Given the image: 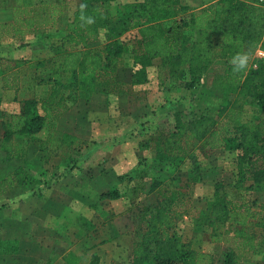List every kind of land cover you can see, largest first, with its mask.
Masks as SVG:
<instances>
[{
  "label": "trees",
  "instance_id": "obj_1",
  "mask_svg": "<svg viewBox=\"0 0 264 264\" xmlns=\"http://www.w3.org/2000/svg\"><path fill=\"white\" fill-rule=\"evenodd\" d=\"M72 1L77 6L67 17L65 28L44 34L52 54L35 63L41 73L35 74L34 83L50 86L47 96L25 98L21 113L9 115L0 107L4 129L0 147L9 159L16 152L15 136L40 133L49 117H57L68 108L73 93L80 92L86 102L98 93L121 94L126 87L147 84L150 68L156 64L162 69L160 86L170 87L182 82L195 87L203 74L216 69L211 89L205 93L208 106L199 103L187 119L183 110L176 111L174 130L163 129L153 138L154 162L181 164L191 157L195 143L205 156L215 149L236 152L235 187L264 190V59L254 60L257 67L252 65L257 48H264V7L258 0H213L197 9L182 0H138L119 5L117 14L112 9L115 0H24L13 7V23H0V44L9 37L41 32L44 27L57 28ZM104 29L109 30L110 40L95 46ZM130 32L134 33L128 41L121 39ZM238 52L250 57L243 73H234L229 63ZM125 53L133 62L129 81L119 78L116 68ZM211 92L216 95L212 93V97ZM230 92L244 94L236 103L251 99L254 111L249 119L231 107L227 109L232 105ZM1 101L0 97V105ZM210 106L220 110L217 119ZM89 144L87 139L60 132L39 148L55 155L64 146L80 153ZM69 158L66 172L78 163V159ZM26 182L27 174L20 168L0 181V195ZM153 185L157 201L138 211L142 232L133 244L132 264H215L211 253L197 250L193 241L183 240L179 234L180 223L191 215L196 225L211 228L212 242L227 241L230 235L237 242L236 250L226 252L221 264H243L238 257L249 258L264 246V238L258 241V231H264V203L256 208L248 201H235L217 187L206 206L198 208L188 194L171 184ZM49 187L51 183L45 189ZM121 196L117 188L100 194L101 199L109 200ZM17 256L22 261L19 264H34L25 262L23 253ZM97 261L95 256L91 264Z\"/></svg>",
  "mask_w": 264,
  "mask_h": 264
},
{
  "label": "rangeland",
  "instance_id": "obj_2",
  "mask_svg": "<svg viewBox=\"0 0 264 264\" xmlns=\"http://www.w3.org/2000/svg\"><path fill=\"white\" fill-rule=\"evenodd\" d=\"M134 1L138 0H115L113 12L117 14L119 5ZM189 1L197 6L212 0ZM133 33H126L121 39L126 42ZM110 37L109 30L104 29L95 46L103 45ZM50 51L48 48L46 53ZM30 61L28 68L33 67ZM252 65L256 67L253 61ZM116 68L119 78L129 81L133 70L131 57L125 53ZM161 70L156 64L150 68L147 84L126 87L121 94L98 93L86 102L80 92L73 93L68 108L57 117H49L40 133L33 137L15 136L13 158L9 159L0 147V181L20 168L27 174L25 184H16L0 195V252L13 251L14 255L27 251L38 264H45L58 252L73 264L75 259L91 264L95 256L98 257L95 264H132L133 244L142 232L138 211L156 203L154 183L171 184L188 194L198 208L206 206L217 187L235 201H248L256 208L264 203V190L244 191L235 187L236 152L215 149L205 156L199 143H195L191 157L181 164L154 162L153 138L163 129L174 130L176 111L183 110L187 119L199 103L207 105L209 99L205 93L211 89L216 71L211 69L203 74L200 83L190 88L184 82L174 87L160 86ZM2 84L0 82L3 94L0 107L9 115L22 107L25 98L43 95L45 89L50 88L35 83L31 88L23 82L16 92L12 88L2 90ZM212 93L216 95L211 92L212 97ZM243 95L230 92L228 100L232 105L227 109L231 107L243 114L244 119H249L254 111L249 103L251 99L246 97V103L235 102ZM209 109L218 117V108L210 106ZM60 132L87 139L90 144L80 153L64 146L55 155L39 148L50 136ZM69 157L78 159V163L74 170L66 172ZM47 183H51V187L45 189ZM113 188L121 191V198H100L101 193ZM42 189L45 191L40 195ZM193 216L180 223L181 238L193 241L197 250L211 253L215 264H221L226 252L236 250L237 242L232 235L227 241L212 242L211 228L196 225ZM263 238L264 231L259 230L258 241ZM238 259L243 264L264 263V246L259 253ZM57 262L55 259L52 264H61Z\"/></svg>",
  "mask_w": 264,
  "mask_h": 264
},
{
  "label": "crops",
  "instance_id": "obj_3",
  "mask_svg": "<svg viewBox=\"0 0 264 264\" xmlns=\"http://www.w3.org/2000/svg\"><path fill=\"white\" fill-rule=\"evenodd\" d=\"M23 3H24V0H0V23L2 24L13 23L14 22L13 7L15 5H21ZM183 3L191 5L192 7L196 9L201 8L208 4V3H205L202 5L196 6L193 1H189V0H184ZM76 6H77V3L74 1L69 3V9L67 11L68 13L63 17V20L59 22V24L57 25V28L44 27L41 32L37 33L35 31H32V32H28V34H26L25 36L21 38L9 37L1 42L0 44V82L3 83L2 90L12 88V89H15L17 92L19 87L21 86V83L23 82H27V84L31 86V88L35 85L34 84V78L36 74L35 63L38 60L44 59L47 56L52 54L51 51H50L51 53L49 54L46 53L48 49L47 48L48 41L44 37V34L45 33L54 34L59 30H63L66 25L67 17L72 15L74 10L76 9ZM42 50H43V53L39 54V52H42ZM15 60H17L16 63L13 62ZM30 60H32V64H33V67L31 66L32 68L31 67L28 68L31 63ZM43 87L45 88V86H42V88ZM49 90L50 88L45 89L46 92L43 93V95H40V94H34V95L40 98H44L49 93ZM2 96L3 94L0 93L1 98ZM1 109L7 112L2 107ZM21 111H22V107L18 109L17 111H15L14 113H21ZM0 126H1L0 138H3L4 136L3 119H0ZM11 253L13 252L12 251L0 252V264H9L6 261L11 262V264L13 262H15L14 264H19L20 262H22L19 259H17L18 258L17 254L13 255ZM23 254H24V257L22 259H24L25 262L34 263V264L39 263V261L37 262V259H35L33 255H29L27 251H25ZM56 254H59V255H56ZM55 259L61 264H73V263H69L68 257H66V255H64L62 252L61 253L58 252L52 255L50 258V261L47 260L45 264L47 263L52 264V262ZM78 261L80 260L75 259L74 264H82V261L80 262Z\"/></svg>",
  "mask_w": 264,
  "mask_h": 264
},
{
  "label": "clouds",
  "instance_id": "obj_4",
  "mask_svg": "<svg viewBox=\"0 0 264 264\" xmlns=\"http://www.w3.org/2000/svg\"><path fill=\"white\" fill-rule=\"evenodd\" d=\"M82 8L86 7L85 5H81ZM91 23V19L88 21ZM249 54L245 52H238L235 55H233L229 61V63L232 66V71L234 73H243L247 70L248 64H249Z\"/></svg>",
  "mask_w": 264,
  "mask_h": 264
},
{
  "label": "built area",
  "instance_id": "obj_5",
  "mask_svg": "<svg viewBox=\"0 0 264 264\" xmlns=\"http://www.w3.org/2000/svg\"><path fill=\"white\" fill-rule=\"evenodd\" d=\"M258 1L264 7V0H258ZM257 59H264V48H262L261 46H259L257 48V50L255 51V53L252 56L253 62H254V60H257ZM254 63H255V66L257 67L256 62H254Z\"/></svg>",
  "mask_w": 264,
  "mask_h": 264
}]
</instances>
